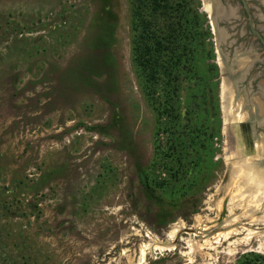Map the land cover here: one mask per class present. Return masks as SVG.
<instances>
[{"label":"rangeland","instance_id":"obj_1","mask_svg":"<svg viewBox=\"0 0 264 264\" xmlns=\"http://www.w3.org/2000/svg\"><path fill=\"white\" fill-rule=\"evenodd\" d=\"M180 1L201 39L151 96L133 0H0V264H264V203L229 213L223 190L231 131L244 140L231 105L224 119L216 32L205 3ZM182 224L210 235L168 241Z\"/></svg>","mask_w":264,"mask_h":264},{"label":"flooded vegetation","instance_id":"obj_2","mask_svg":"<svg viewBox=\"0 0 264 264\" xmlns=\"http://www.w3.org/2000/svg\"><path fill=\"white\" fill-rule=\"evenodd\" d=\"M201 1L209 7V11L204 9L203 12L209 21V13L213 14L216 31L219 35H223L222 42L219 43L216 63L221 77L223 74L221 68L226 69L227 67L229 76L235 79L239 78L241 81V86L237 85L240 87L237 92H242L241 94L245 95L246 108L257 111L258 106L264 105V45L251 30L249 14L253 18L255 30L264 40V0H244L248 10L245 9L241 0ZM209 25L212 27L211 21ZM229 100H232V104H234L235 96ZM234 108L236 107L234 106ZM253 113L249 116L254 118L255 113ZM246 122L242 121L240 134L243 137V142L249 145L253 128L249 121L246 120ZM262 124L261 128L254 125L255 137L258 132L264 134V115ZM252 144L254 143L252 142Z\"/></svg>","mask_w":264,"mask_h":264},{"label":"trees","instance_id":"obj_3","mask_svg":"<svg viewBox=\"0 0 264 264\" xmlns=\"http://www.w3.org/2000/svg\"><path fill=\"white\" fill-rule=\"evenodd\" d=\"M133 2L134 16L142 24L140 41L134 50L135 59L147 85L145 87L146 93L152 96V93L156 92V89H153L155 85H160L162 82L164 89L167 87V79L170 78L173 70L176 69L180 60L185 56L187 47L179 44L187 38L190 42L192 38L195 43L200 41L201 33H197V31L200 32L201 23L199 21L201 17L194 10H190L191 18L186 19L183 11L176 15L178 10L182 8L180 0H133ZM188 9H192V6H189ZM176 16H178L176 23L181 26L174 24L173 21ZM169 52L173 54H171L172 58H170V62H165L163 57ZM160 77L166 78V80ZM169 152L168 147V150L164 153L167 159H171ZM164 163V166H168L167 161H164ZM147 181L148 178L147 180L142 179L145 188L149 189ZM160 184L162 185L163 182Z\"/></svg>","mask_w":264,"mask_h":264},{"label":"bare ground","instance_id":"obj_4","mask_svg":"<svg viewBox=\"0 0 264 264\" xmlns=\"http://www.w3.org/2000/svg\"><path fill=\"white\" fill-rule=\"evenodd\" d=\"M205 7L207 9L206 5H205ZM205 7H204V9H205ZM215 35L217 38V34H215ZM238 80H239V78H238ZM222 90H223V92H222V94H223L222 95V109L224 112V119L227 123L228 119L231 117V115L229 117L231 106L228 104V101L226 102V100H225V93H226L225 90L223 88H222ZM238 117L239 116H236V118H238ZM228 127L230 128L231 126L227 124L226 129L224 128V131L227 132V137L229 139V133L231 130L230 129H229L230 131L227 130ZM236 127H238L237 124H236ZM237 130L239 131V129H237ZM230 137H231L230 138L231 142L230 141L229 142L232 146L229 147V152H228L229 154L227 156V160H228L227 163L229 165L230 174H229L228 179H227L228 182L225 185L223 190L228 194L227 191L229 189V186H232V187L235 186V192L230 193V196H229L230 198H229V203H228L227 208L229 210V213H232L234 207H239L241 205V203L243 202V200L247 199V201L245 203H247L249 206H248V210H246V213L253 214L254 211H256V208H258V205H260L261 202L264 203V179L262 177H260L258 174H256V172L254 171L253 164H251V162L249 161L250 160L249 155L244 150L242 138H240V136L237 137L236 133L234 135L232 131H231ZM221 199L222 198L219 199V201L216 205V208H220ZM263 218H264V215L259 217V218H256L255 221L263 222ZM231 221H234V219H232ZM182 226H183V224L178 225V226L177 225L174 226L172 231H170L169 234L167 235V240L170 242H173L176 233L180 229H182ZM251 234H252L251 232H248V234L246 235V237L244 239V241L246 243H248V241L251 239ZM235 235L236 236L238 235L237 230L228 231V232L223 233V234H218L217 236H214V238L204 240V245L207 248L208 247L211 248L212 247L211 246L212 244H210L211 240H214L213 245L214 244L216 245V244H219L218 239H220V237L222 238V241H228L232 236H235ZM263 239H264V236H263ZM182 240H184V238H181L178 241H182ZM261 241L262 242H260L259 246H260V249H263L264 248V240H261ZM190 242L192 244V245H190V249H193L194 247L199 248L201 246L200 244L194 243L193 240H188V243H190ZM154 243H155V241H152V244H150L148 246L153 247L155 250L160 249L162 251L173 250V248H174L173 244H171L169 246H167V245L164 246V245H161L158 243L159 246H157Z\"/></svg>","mask_w":264,"mask_h":264},{"label":"water","instance_id":"obj_5","mask_svg":"<svg viewBox=\"0 0 264 264\" xmlns=\"http://www.w3.org/2000/svg\"><path fill=\"white\" fill-rule=\"evenodd\" d=\"M245 9L248 10L247 5L245 3L244 0H241ZM210 15V21L213 25L214 30L216 31L215 28V22H214V17L213 14L209 13ZM249 21H250V27L252 32L260 39L261 43L264 45V40L261 37V35L255 30L254 28V22H253V18L251 16V14H249ZM217 34V38H216V45L217 48H219V43L220 41L222 42V34H218V32L216 31ZM216 36V35H215ZM219 53V52H218ZM224 63V62H223ZM225 65V64H224ZM226 67V65H225ZM222 70V77H223V89L225 90V100L226 102L228 101V104L232 106L233 108V118L236 123L238 125V129H241V125H242V121L246 122L249 121L250 124H252V137L250 136V140H249V147L252 148L254 144H252L253 141H255V150L253 151V154L250 156V162L251 164H253L254 167V171L256 172V174H258L260 177H262L264 179V134H261L257 137H255L254 135V125H256L258 128H261L263 126V115H264V105L258 106L257 111H253V110H248V108H246V99H244L245 95L238 93V89L240 87H238L237 85L241 86V81L235 78H232L231 76H229V71L224 67L221 68ZM224 72H227V74H224ZM237 80V81H236ZM244 91V90H242ZM232 96H235V100H234V104L231 103V100H229V98H232ZM234 106L236 108H234ZM239 111V115H237V112ZM255 113L254 118L250 117L249 115L251 113ZM256 112H258V114H256ZM253 113V114H254ZM237 116H241V120L236 118ZM258 118V119H257ZM246 124H248L246 122ZM249 125V124H248ZM252 144V145H251ZM213 233V232H212ZM182 234H189V235H210V232L208 231H203L200 229H196V228H183L180 229L173 240V243L175 244L181 237Z\"/></svg>","mask_w":264,"mask_h":264}]
</instances>
